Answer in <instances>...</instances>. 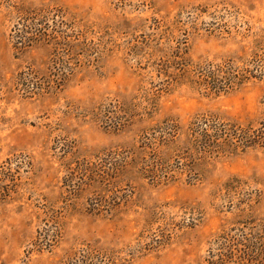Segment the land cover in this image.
Returning <instances> with one entry per match:
<instances>
[{
	"label": "rangeland",
	"instance_id": "374dc122",
	"mask_svg": "<svg viewBox=\"0 0 264 264\" xmlns=\"http://www.w3.org/2000/svg\"><path fill=\"white\" fill-rule=\"evenodd\" d=\"M203 117L264 123V0H0V264H264V147L192 162Z\"/></svg>",
	"mask_w": 264,
	"mask_h": 264
},
{
	"label": "trees",
	"instance_id": "16d2710c",
	"mask_svg": "<svg viewBox=\"0 0 264 264\" xmlns=\"http://www.w3.org/2000/svg\"><path fill=\"white\" fill-rule=\"evenodd\" d=\"M260 68L258 65L256 72L261 71ZM248 76L252 77L249 68H236L226 63L198 70L191 82L205 93L219 94L232 90L235 84L248 80ZM189 129L185 144L192 162L205 161L217 154H233L239 149L264 147V123L259 128L240 127L203 117L193 122ZM158 162L160 169L156 171L166 172L163 159L159 158Z\"/></svg>",
	"mask_w": 264,
	"mask_h": 264
}]
</instances>
